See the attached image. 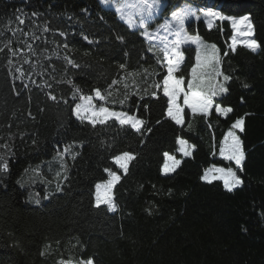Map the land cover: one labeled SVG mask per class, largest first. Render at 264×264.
<instances>
[{"label":"trees","instance_id":"1","mask_svg":"<svg viewBox=\"0 0 264 264\" xmlns=\"http://www.w3.org/2000/svg\"><path fill=\"white\" fill-rule=\"evenodd\" d=\"M184 2L168 0L164 15ZM189 2L251 12L261 47L233 52L228 22L193 24L220 49L232 79L215 103L233 111L225 117L213 107L204 117L186 109L179 126L167 115L162 87H154L166 69L140 32L99 0H0V154L9 161L0 173V264H264V0ZM194 56L193 48L185 52L177 76ZM96 89L112 93L105 106L144 121L141 130L77 120L79 95ZM240 117L243 184L229 192L201 176L229 165L219 147ZM177 138L194 146L189 157L179 154ZM66 146L71 154L61 159ZM123 152L135 157L127 173L113 160ZM166 152L180 160L170 175L162 174ZM105 168L120 176L115 212L95 205Z\"/></svg>","mask_w":264,"mask_h":264},{"label":"snow or ice","instance_id":"2","mask_svg":"<svg viewBox=\"0 0 264 264\" xmlns=\"http://www.w3.org/2000/svg\"><path fill=\"white\" fill-rule=\"evenodd\" d=\"M100 3L106 6H114L119 19L126 23L129 28L140 32L149 44L148 51L153 52L160 66L166 69L162 81L156 83L154 87L158 89L162 87L163 95L168 98L167 115L177 125H183L184 123L183 112L185 107L190 109L193 115L200 114L204 117L210 114L213 107L219 115L225 117L233 111L231 107H223L219 103H214L215 97L228 91L225 85L232 79L231 75L225 74L222 70L220 49L216 44L206 42L198 30H194L192 26L203 21L211 29L214 23L226 21L230 24L232 30L229 49L234 52L238 46H243L255 52L261 45L255 39V26L252 22L251 12L225 14L215 7L197 5L189 2V0L174 6L168 15H164L168 8V0H100ZM32 15L35 16L37 13L34 12ZM16 20L18 24H24V19L20 16H17ZM16 30L22 31L18 27ZM61 35H64V33H61ZM193 47L195 52L194 63L191 64L190 79L187 80L185 89L183 87L185 76H177L176 73L185 63V52ZM227 55L228 52L225 51L223 56ZM66 59L69 64H74L71 59L67 57ZM121 67L124 66L121 65ZM17 71L20 70L17 69ZM21 74L23 75V73ZM69 83L72 82L69 81ZM113 83L115 84L116 81H113ZM244 87H248V85L245 84ZM79 91L76 88L73 92L74 99ZM94 92V97L79 95L80 102L76 103L73 109L78 119L81 121L87 120L93 126L96 124L102 125L110 119H115L120 125H130L138 132L141 130L144 121L138 119L135 115H129L128 112L113 111L105 106L108 103V98L112 95L111 92L104 94L99 89L94 90ZM181 96L183 97V106L178 103V98ZM51 98L56 99L55 96ZM94 100L104 103L97 106ZM120 103L123 104L124 101L121 100ZM237 129L240 132L244 131L243 117L236 119L231 124L219 147L220 156L225 160L234 161L236 168L213 165L211 168L205 169L204 174L201 176L202 180L209 183L213 180L222 181L224 188L229 192L243 184V180L237 172L242 171L245 152L243 142L240 136L237 135ZM177 143L180 145L178 151L183 155L190 156L192 154L194 146L189 145L185 139L177 138ZM71 147L66 146L62 153H58L61 159L65 154H71ZM164 157L163 171L165 173L175 171L180 161L167 152L164 153ZM134 158L132 153L123 152L115 155L113 160L120 169L127 173L129 161ZM8 170L9 161L4 154H0V173H6ZM25 171L27 172V170ZM104 171L107 173L108 179L95 184V203L97 207L107 205L109 211H115L117 205L113 198V188L119 182L120 176L111 168H105ZM56 176L59 177L60 173L57 172ZM17 183H21V181L18 180ZM57 187L59 188V185ZM41 255H44V253L41 252ZM59 264H73V261L62 259ZM77 264H94V260L92 258L83 259L78 261Z\"/></svg>","mask_w":264,"mask_h":264},{"label":"rangeland","instance_id":"3","mask_svg":"<svg viewBox=\"0 0 264 264\" xmlns=\"http://www.w3.org/2000/svg\"><path fill=\"white\" fill-rule=\"evenodd\" d=\"M99 2H100V0H99ZM101 4V3H100ZM104 8H106V9H110V10H113L114 12H115V7L114 6H106V5H104V4H101ZM116 13V12H115ZM117 14V13H116ZM157 22H159V21H157ZM126 24V23H125ZM215 24L216 23H214L213 24V26H212V28L215 26ZM132 29V28H131ZM134 30V29H133ZM208 43H211V42H208ZM193 49H194V47H193ZM258 50V49H257ZM256 50V51H257ZM183 66V65H182ZM181 66V67H182ZM179 72V71H178ZM177 72V73H178ZM177 73H176V75H177ZM188 79H190V68L188 69V71H187V73H185V84L183 85V87H185V89H186V87H187V80ZM222 95V94H221ZM91 96H95V93L93 94V95H91ZM219 97V96H218ZM215 98H217V97H215ZM215 98H214V103H215ZM98 102H99V100H94V103L97 105V106H99V104H98ZM178 103L180 104V105H182L183 106V97L181 96L180 98H178ZM187 108L185 107L184 108V112H185V110H186ZM111 110H113V111H118V110H115V109H111ZM190 113H191V110L190 109H187ZM184 112H183V116H184ZM217 113V112H216ZM73 114H74V112H73ZM192 114V113H191ZM219 114V113H218ZM196 115H200V114H196ZM74 117L77 119V120H80V119H78L77 117H76V115L74 114ZM170 118V117H169ZM110 120H115V119H110ZM110 120H108V121H110ZM81 121V120H80ZM85 122H88L87 120H84ZM185 121V120H184ZM89 123V122H88ZM184 124V123H183ZM179 126H182V125H179ZM142 127V126H141ZM236 131H239L238 129L236 130ZM238 135V134H237ZM179 147H180V145L178 144V149H179ZM192 151H193V149H192ZM179 152V151H178ZM179 154L183 157V158H186V157H189V156H185V155H183L181 152H179ZM223 158V157H222ZM176 159V158H175ZM224 159V158H223ZM225 160V159H224ZM180 161V160H179ZM229 165L227 166V167H233L234 169L236 168V165H235V162L234 161H228V160H225ZM130 162V161H129ZM171 163V162H170ZM129 165V164H128ZM213 166V165H212ZM211 166V167H212ZM216 167H224V168H227L226 166H218V165H215ZM178 167V166H177ZM176 167V168H177ZM210 167V168H211ZM175 168V169H176ZM174 171H172V172H168V173H165L164 171H163V168H162V174L163 175H170V174H172ZM214 181H220V180H213L212 182H214ZM205 182H207V181H205ZM220 182H222V181H220ZM209 183V182H208ZM223 183V182H222ZM116 186V185H115ZM241 186V185H240ZM240 186H238V187H240ZM238 187H236V188H238ZM236 188H234V189H236ZM233 189V190H234ZM113 190H114V188H113ZM94 200H95V198H94ZM95 205H96V203H95ZM100 206H105V207H107V205H100ZM108 208V207H107ZM116 211V210H115ZM115 211H110V212H115Z\"/></svg>","mask_w":264,"mask_h":264}]
</instances>
